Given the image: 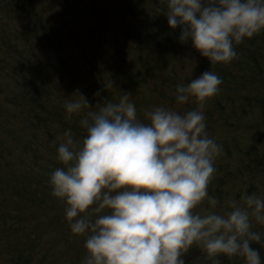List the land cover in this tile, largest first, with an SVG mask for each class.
Returning a JSON list of instances; mask_svg holds the SVG:
<instances>
[{
	"label": "trees",
	"instance_id": "obj_1",
	"mask_svg": "<svg viewBox=\"0 0 264 264\" xmlns=\"http://www.w3.org/2000/svg\"><path fill=\"white\" fill-rule=\"evenodd\" d=\"M165 13L161 0H0V264H81L86 237L71 232L49 184L63 167V133L82 140L81 118L123 92L145 123L155 107L191 110L196 103H176V86L207 70L222 79L203 108L206 131L221 146L208 185L215 211L245 194L264 197V31L234 45L231 62L210 64L180 42ZM77 92L91 108L69 115L65 104ZM253 229L264 233L255 221ZM253 247L264 262V245ZM183 259L212 264L196 244ZM219 264L244 261L222 255Z\"/></svg>",
	"mask_w": 264,
	"mask_h": 264
},
{
	"label": "clouds",
	"instance_id": "obj_2",
	"mask_svg": "<svg viewBox=\"0 0 264 264\" xmlns=\"http://www.w3.org/2000/svg\"><path fill=\"white\" fill-rule=\"evenodd\" d=\"M161 2L180 42H190L210 64L231 62L234 45L264 31V0ZM221 84L207 70L177 85L176 103L197 107L183 113L155 107L145 113L147 123L123 92L81 118L82 140L70 129L63 133L57 148L63 167L50 173L49 184L66 205L71 232L86 237L81 264H185L183 254L193 244L212 264L222 255L264 264L253 247L264 245V233L253 229L254 221L264 225V197L245 194L217 212L218 201L208 194L221 146L206 131L203 108ZM76 94L65 104L69 115L91 108ZM205 201L207 209L195 211ZM90 208L94 219L85 215Z\"/></svg>",
	"mask_w": 264,
	"mask_h": 264
}]
</instances>
